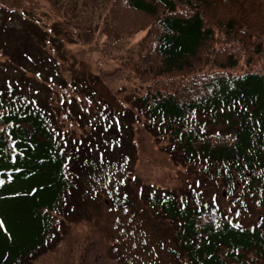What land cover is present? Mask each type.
I'll list each match as a JSON object with an SVG mask.
<instances>
[{
    "label": "trees",
    "instance_id": "trees-1",
    "mask_svg": "<svg viewBox=\"0 0 264 264\" xmlns=\"http://www.w3.org/2000/svg\"><path fill=\"white\" fill-rule=\"evenodd\" d=\"M48 1L115 39L146 30L122 61L145 83L136 105L146 128L225 190L229 208L196 190L142 193L175 226L172 259L264 263V212L255 222L241 218L264 206V0ZM64 127L43 103L0 89V264H34L55 248L86 179L121 161L123 149L112 148L121 128L91 123L71 136ZM121 196L108 205L119 208Z\"/></svg>",
    "mask_w": 264,
    "mask_h": 264
},
{
    "label": "rangeland",
    "instance_id": "rangeland-1",
    "mask_svg": "<svg viewBox=\"0 0 264 264\" xmlns=\"http://www.w3.org/2000/svg\"><path fill=\"white\" fill-rule=\"evenodd\" d=\"M68 18L48 0H0V89L16 87L43 103L71 136L91 123L121 128L112 133V148L123 149L120 159L131 158L126 176L131 188L114 208L103 204L102 195L86 193L87 178L71 218H64V232L58 227L63 240L34 264H179L167 252L175 245L174 224L157 217L142 196L149 189L196 190L227 208L230 201L221 182L180 163L167 142L146 128L137 108L145 83L122 64L146 30L115 39L102 25L88 30ZM253 210L250 218L242 213L246 223L261 219L264 206Z\"/></svg>",
    "mask_w": 264,
    "mask_h": 264
},
{
    "label": "snow or ice",
    "instance_id": "snow-or-ice-1",
    "mask_svg": "<svg viewBox=\"0 0 264 264\" xmlns=\"http://www.w3.org/2000/svg\"><path fill=\"white\" fill-rule=\"evenodd\" d=\"M3 183H4V181L3 180H0V184H3ZM2 226H3L2 223H0V227H2Z\"/></svg>",
    "mask_w": 264,
    "mask_h": 264
}]
</instances>
